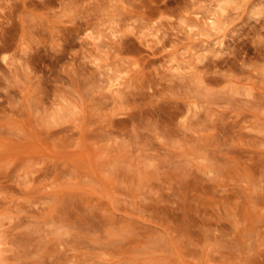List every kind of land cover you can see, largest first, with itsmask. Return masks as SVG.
Instances as JSON below:
<instances>
[{
    "label": "rangeland",
    "instance_id": "1",
    "mask_svg": "<svg viewBox=\"0 0 264 264\" xmlns=\"http://www.w3.org/2000/svg\"><path fill=\"white\" fill-rule=\"evenodd\" d=\"M0 264H264V0H0Z\"/></svg>",
    "mask_w": 264,
    "mask_h": 264
},
{
    "label": "clouds",
    "instance_id": "2",
    "mask_svg": "<svg viewBox=\"0 0 264 264\" xmlns=\"http://www.w3.org/2000/svg\"><path fill=\"white\" fill-rule=\"evenodd\" d=\"M245 2V0H241V3H244Z\"/></svg>",
    "mask_w": 264,
    "mask_h": 264
}]
</instances>
